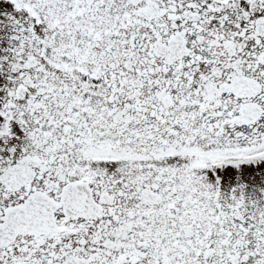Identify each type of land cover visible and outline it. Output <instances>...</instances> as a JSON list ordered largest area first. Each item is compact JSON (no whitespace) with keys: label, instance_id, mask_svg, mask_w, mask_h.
Masks as SVG:
<instances>
[{"label":"snow or ice","instance_id":"snow-or-ice-1","mask_svg":"<svg viewBox=\"0 0 264 264\" xmlns=\"http://www.w3.org/2000/svg\"><path fill=\"white\" fill-rule=\"evenodd\" d=\"M0 264H264V0H0Z\"/></svg>","mask_w":264,"mask_h":264}]
</instances>
